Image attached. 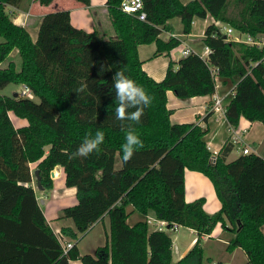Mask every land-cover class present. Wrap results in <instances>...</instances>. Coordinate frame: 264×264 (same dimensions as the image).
I'll return each instance as SVG.
<instances>
[{
    "label": "trees",
    "instance_id": "1",
    "mask_svg": "<svg viewBox=\"0 0 264 264\" xmlns=\"http://www.w3.org/2000/svg\"><path fill=\"white\" fill-rule=\"evenodd\" d=\"M30 2L0 0V90L10 83L23 84L35 95L0 92V264H70L72 259L83 264H213L204 261L202 235L211 234L218 224L232 235L229 251L240 247L248 263L264 264V157L242 153L228 161L235 147L230 138L213 161L205 139L211 105L203 124L173 123L167 105L168 90L181 98L213 95L212 68L217 67L221 77L236 83L225 108L229 126L237 128L241 117L264 123V46L236 42L223 28L230 25L238 34L255 37L264 34V0H143L144 20L123 11L122 0H107L113 35L76 27L70 10L58 9L42 16L36 40L7 10L27 9ZM209 14L216 22L205 31L204 44L211 48L207 57L192 52L179 60L178 68L171 61L161 81L144 70L140 44L156 42V55L170 54L182 42L174 35L161 37L163 30L174 32L168 21L180 17L183 32L189 34L194 18ZM118 70L152 98L134 125L143 147L127 162L122 159L121 126L128 122L108 110L114 107L112 78ZM10 111L27 123L16 126ZM97 130L105 133L99 152L71 158L84 137ZM37 161L45 189L53 188L51 173L59 165L65 184L77 189L78 202L59 213L60 219L75 223L74 228L61 229L74 242L67 251L32 185L30 164ZM186 168L211 179L222 204L217 212L205 210L204 197L186 201ZM134 211L139 219L132 223ZM151 211L169 225L197 231L196 242L178 261H173L171 234L150 230ZM105 214L111 222L107 244L95 254H81L77 240Z\"/></svg>",
    "mask_w": 264,
    "mask_h": 264
},
{
    "label": "crops",
    "instance_id": "2",
    "mask_svg": "<svg viewBox=\"0 0 264 264\" xmlns=\"http://www.w3.org/2000/svg\"><path fill=\"white\" fill-rule=\"evenodd\" d=\"M37 1L38 0H32L30 4L27 5L29 6L27 10L16 7H9V8L11 12H14L16 10V12H18V16H22L24 13L25 21H27V19L30 16H34L36 18L34 20V23L36 24L37 27L39 26L38 24H40L42 16L46 14V11L44 10L45 7H50V10L52 11H55L56 9L59 8L58 4L55 3V0H53V2L49 5H43L39 1L38 2ZM35 6L37 7V10L41 9L40 13L33 10ZM70 12H71L72 23L76 27L84 28L88 31L95 30L92 27L88 28L89 21L93 20L94 18H99V17L106 19L109 18L111 22V18L108 11L107 0H91L90 5H84L78 2V4H76L73 7V9H70ZM175 18L176 17H173L168 21V24L172 26L174 32H171L169 30H163V32L161 33V37L164 39H168L170 35H174L178 37L181 40V42L184 44L183 46L184 49L186 47H189L196 52H204L205 44L203 39L205 37V31L209 24L216 22L214 17L211 16L210 14L207 15L206 18L195 17L193 21L192 31L189 34H185L183 32V28H184L183 22H180L177 25V22H174ZM179 19L180 21H182L181 18ZM16 23L19 22L16 21ZM111 31L112 30H110L109 32ZM235 34L237 33L235 32L234 35H232L231 37L232 38L238 37L235 36ZM184 49L181 50V56L179 55L178 57H175L176 47L170 51V54L162 53L156 55L155 52L157 50V44L156 42H150V43L140 44L138 47V53L142 61V66L144 70L157 81H161L166 76L167 69L171 61L174 64V67L178 68L179 60L185 56L183 54ZM221 78H222L221 84L213 95H197L190 98H181L178 97L173 90L167 91V99H168L167 105L173 111L171 114V121L173 123H184V122H194V121L201 122L202 118L209 111L211 105L212 107L211 109L213 110V113L208 120L209 132L206 134L205 139L207 141L210 150L213 153L217 152V154H219L226 141L233 136V132L231 130L232 128H230L228 120L226 119L225 115L221 112H215L213 109L214 95L217 93L220 96H224V97L226 96L225 100H227L230 96L228 97V95L226 94L230 92V90H232V87L235 84L230 79H225L223 77ZM229 85L231 87L227 89ZM220 90L222 92V95L220 94ZM247 121H248L247 118L241 117L239 126L236 129V131L241 133L246 144L251 147L252 152H255L264 157V138H261L260 142L258 143V144L261 143L259 146L250 143V141L246 136L250 128V126L247 124ZM248 122L251 124L252 127L253 123H255L256 121H248ZM26 123L27 122L25 123L22 122L21 125H25ZM251 140L254 141L255 138L252 137ZM235 147H238L240 151L243 153V149H242L243 146L241 147L240 145H238ZM238 156L239 155L233 156L231 152L227 159L228 161H231L237 158ZM37 165H38V161L32 162L30 164L33 174L34 171L36 170ZM53 171H54V175L52 176L53 188L51 189L39 188L38 182L35 179L34 175H33L32 185L36 191L37 197L40 201V205L44 211V214L50 226L57 234V231L61 232L62 227L65 226L71 228L75 227V223L73 219L71 218L60 219L59 213L62 208L66 206L74 205L78 202V200H77L76 187L74 186L68 187L65 184L66 176H65L64 167L60 165L56 166ZM56 178L59 179L58 183L55 182ZM201 197L205 198L204 208L210 214L217 212L222 206L211 179L200 171L186 168L185 170L186 201L189 202L194 201ZM132 209H133L132 206L129 207V210ZM149 216L153 220L157 219L153 211L149 213ZM138 219H139L138 213L136 211L132 212L129 217V221L133 223ZM149 227L150 230H153V228L155 227V221L149 223ZM183 227H185L189 231L190 237L187 241H185L181 245L177 242L175 243L176 253L175 254L173 253V261H178L180 258H182L194 245V243L198 238L197 231L190 227L180 225L178 227V230H181ZM110 230H111L110 217L108 214H105L100 219H98L84 234H82L79 240H77L78 241L77 245L80 249L81 254H86V253L95 254L98 247L107 244L110 236ZM214 231L211 234L202 235L203 242L210 241L214 237L213 235L218 237L219 233L220 234L224 233L222 229L216 230L215 232ZM262 231L264 233V224L262 226ZM231 236H232L231 233H227V234L224 233L223 237L221 236L218 240L221 244H217V243L212 244L214 247H216V250L213 253L218 255V257L215 258L210 255L208 257L209 262H212L213 264H250L248 263L247 254L242 248L237 247L233 251H229L227 249V245L229 243V239ZM63 239L64 241H71L69 237L64 235H63ZM70 264H83V262L80 259H72L70 260Z\"/></svg>",
    "mask_w": 264,
    "mask_h": 264
},
{
    "label": "clouds",
    "instance_id": "3",
    "mask_svg": "<svg viewBox=\"0 0 264 264\" xmlns=\"http://www.w3.org/2000/svg\"><path fill=\"white\" fill-rule=\"evenodd\" d=\"M112 88L115 90L114 107L108 106L109 111H113L116 119L124 122V142L121 145L122 159L129 161L139 148L143 147V141L137 134L134 125L141 122L145 108L152 103V98L148 92L138 85L133 79L125 74L124 70H118L112 78ZM83 87L77 91H83ZM105 141V133L97 130L94 135L89 134L84 137L79 147L71 153V158H88L95 152H99L100 146Z\"/></svg>",
    "mask_w": 264,
    "mask_h": 264
},
{
    "label": "rangeland",
    "instance_id": "4",
    "mask_svg": "<svg viewBox=\"0 0 264 264\" xmlns=\"http://www.w3.org/2000/svg\"><path fill=\"white\" fill-rule=\"evenodd\" d=\"M32 1V0H30ZM183 3H188L190 0H182ZM38 2V1H37ZM36 2V3H37ZM55 3L58 4V9H73V7L78 4V1L77 0H55ZM29 4H26V7L27 9L29 8V6H27ZM26 9V10H27ZM56 9V10H58ZM7 10L10 11V8L8 7ZM34 11H37V12H41V9L37 10V7L35 6L33 8ZM46 11V13L48 12H51L52 10H50V7H45L44 9ZM55 10V11H56ZM43 11V9H42ZM11 17L12 19L19 23H23L22 25H25V27L30 31L31 33V36H32V39L33 40H36L37 36H38V29H39V26L36 27V24L34 23V20L36 19L34 16H30L27 21H25V14L23 13L22 16H18V12H16V10L14 12L11 13ZM180 17H176L174 19V22H177V25L182 22L180 21L179 19ZM22 19V20H21ZM109 19V18H108ZM108 19L106 18H94L93 20H90L89 21V27L88 28H93V29H99V30H102L104 33H106L107 37L108 35H113V28H112V25H111V22H110V19L108 21ZM38 20V19H37ZM40 20V18H39ZM38 20V21H39ZM173 20V19H172ZM15 21V22H16ZM94 21V22H93ZM93 22V23H92ZM39 25V24H38ZM94 25V26H92ZM227 26H230V25H227ZM177 27V26H176ZM110 30H112L111 32H109ZM106 31V32H105ZM236 32V30H235ZM234 32V33H235ZM237 33V32H236ZM234 35V34H233ZM264 36V34H261ZM235 36H238V37H241L243 39L246 38V36L244 34H235ZM232 38V37H231ZM234 38V37H233ZM2 40V38L0 37V41ZM184 44H180L179 46L176 47V50H175V57H178L179 55L181 56V50L184 49L183 48ZM240 48L238 46H236V50H239ZM16 53V50L13 51L12 55H15ZM231 86L229 85L227 89H229ZM24 90H25V87L23 84H15V83H10L8 84L6 87L2 88L0 90V92L2 94H5V95H18V94H21V95H24ZM220 94L222 95V92L220 90ZM35 97V95L33 96V98ZM233 97H229L226 101H225V104H228L231 100H232ZM10 115L13 119V122L15 123L16 126H20L23 123L27 122L26 119L24 118H19L18 116H16L14 114V112L10 111ZM249 121V120H248ZM247 121V124L250 126L249 128V132L247 133V138L248 140L250 141V143H253L254 145H260L258 144L261 140V138H264V123L263 122H260V121H256L255 123H253V126L251 127V124ZM238 128V127H237ZM237 128H232V130H236ZM234 135V134H233ZM252 137L255 138V140H251ZM235 146H238V145H235ZM49 146L46 147V152L49 150ZM242 152L240 151V149L238 147H234V150L232 151V155L233 156H237V155H240ZM35 179L37 180L36 178V175L33 174ZM56 183L59 182V179L56 178ZM40 192V191H39ZM222 229L224 231L225 234L229 233L228 231H225L221 224H219L218 226L215 227V231L216 230H220ZM213 230V231H214ZM172 238H173V253L175 254L176 253V248H175V243H179L180 245L183 244L185 241H187L190 237V233L189 231L183 227L181 230H167ZM214 231V232H215ZM224 233L222 234H218L219 236L216 237L215 235H213L214 237L208 241V242H203L202 240V245H203V248H204V261L207 263L208 262V257L211 255L213 257H218V255L214 254L213 252L216 250V247H214L212 244L213 243H217V244H221L218 240L219 238L223 235ZM213 246V247H212ZM218 259V258H217ZM221 259V258H220Z\"/></svg>",
    "mask_w": 264,
    "mask_h": 264
},
{
    "label": "built area",
    "instance_id": "5",
    "mask_svg": "<svg viewBox=\"0 0 264 264\" xmlns=\"http://www.w3.org/2000/svg\"><path fill=\"white\" fill-rule=\"evenodd\" d=\"M121 9L127 13H131V14H135L137 15L140 19H145L146 18V11L144 10V2L143 0H122L121 5H120ZM224 28V32L230 36L234 34L235 29L231 26H227V25H223ZM246 36L245 39L241 38V37H236V38H231L232 40L236 41V42H244L246 44L249 45H256L259 47L264 46V36L260 35L258 37L252 36L250 34H244ZM192 52H196L194 51L192 48L186 47L183 50V54L185 56L189 55ZM211 52V48L207 45H205L204 48V52H196L199 53L201 56L203 57H207L209 55V53ZM212 73L213 76L215 78L216 81V90L217 88L220 86L222 78L219 74V69L217 67H213L212 68ZM25 90H24V95L28 96L30 98H33L34 94L31 91V89L24 85ZM235 89H236V83L234 84V86L232 87V90H230V92H228L226 95H228V97H234L235 94ZM226 97V96H225ZM225 97L224 96H220L217 93L214 95L213 101V109L215 112H221L225 115V108L227 106V104H225ZM230 128H233L230 126ZM232 130V129H231ZM233 132V136L231 137L233 143L235 145H240L243 149V153L245 154H249L252 153V149L250 146H248L244 140V138L242 137L241 133H239L236 130H232ZM217 152H214L212 155V159L213 161L216 160L217 157ZM155 221V229H159V230H177L179 225L177 223H174L173 225H169V222L166 220H162V219H151V217L149 218L148 222L152 223ZM57 235L60 238V240L62 241L63 247L65 249V251H67L68 249H70L71 247H73L74 242L73 241H64L63 239V234L59 231H57Z\"/></svg>",
    "mask_w": 264,
    "mask_h": 264
},
{
    "label": "water",
    "instance_id": "6",
    "mask_svg": "<svg viewBox=\"0 0 264 264\" xmlns=\"http://www.w3.org/2000/svg\"><path fill=\"white\" fill-rule=\"evenodd\" d=\"M225 36L227 37V34H225ZM34 174L36 175L37 178V182H38V187L44 189L43 185L41 184V175H40V170L36 169ZM51 175H54V171H52ZM43 201V200H42Z\"/></svg>",
    "mask_w": 264,
    "mask_h": 264
}]
</instances>
